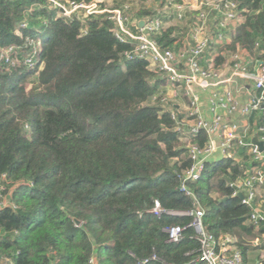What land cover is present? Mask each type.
<instances>
[{
  "label": "trees",
  "instance_id": "trees-1",
  "mask_svg": "<svg viewBox=\"0 0 264 264\" xmlns=\"http://www.w3.org/2000/svg\"><path fill=\"white\" fill-rule=\"evenodd\" d=\"M140 1L130 11L139 19L150 15L143 2L167 4ZM234 1L245 22L220 52L264 46V0ZM114 28L107 15L71 20L45 0H0V52L21 48L23 59L41 49L33 68L0 63V262L90 264L96 256L98 264H138L156 255L149 264H198L192 230L178 244L164 232L192 219L148 213L155 201L168 210L195 209L177 178L192 161L155 100L162 81L145 61L124 58L133 46L120 43ZM174 33L155 36L162 50L178 49L188 34ZM225 62L217 57L216 68ZM206 141L203 133L195 143ZM243 173L234 159L209 162L190 189L205 212V230L216 238L242 236L247 262L264 231L246 223L250 209L232 197L229 184Z\"/></svg>",
  "mask_w": 264,
  "mask_h": 264
},
{
  "label": "built area",
  "instance_id": "built-area-1",
  "mask_svg": "<svg viewBox=\"0 0 264 264\" xmlns=\"http://www.w3.org/2000/svg\"><path fill=\"white\" fill-rule=\"evenodd\" d=\"M45 1L52 9L58 10L61 18L86 21L92 16L107 15V19L115 24L113 33L116 39L133 46L124 58L145 61L147 69L162 81V92L155 100L158 99L161 108L170 113L175 122L174 131L192 161L191 168L177 174L179 191L192 198L195 206L192 211H174L163 208L159 201L154 202L148 213L156 218L192 219L187 227L166 228L168 243H180L190 229L199 243L195 263L244 264L243 253L238 246L244 238L240 235L216 238L209 234L202 222L205 212L190 185L201 179L206 163L223 159L241 163L243 175L229 184L233 190L232 197L242 196L241 204L250 209L246 223L264 231V150L261 151L254 143L257 141L264 145V46L260 42H256L253 48L238 45L236 52L229 54V62L220 68L215 64L220 55L206 60L210 49L232 42L235 32L245 22L246 11L240 10V4L234 0L203 3L193 19L187 41L178 49L162 50L155 40V36L165 30L164 16L160 13L140 20L131 14L129 5L111 11L103 9L101 4L106 0L88 4L69 0ZM175 8L177 19L184 20L185 8L182 5ZM36 47L23 59H20L21 48L11 47L0 52V63H10L14 67L13 56L16 55L20 65L23 63L33 68L38 64L41 50L40 44ZM247 53H251L250 57ZM201 92H209L208 114L203 110ZM242 97L246 98L245 102ZM237 116L242 121H237ZM203 133L207 137L205 144L195 143ZM251 244L261 248L264 232ZM157 260L158 257L152 255L138 261V264ZM263 260L262 257L255 264H264ZM1 262L12 264L7 258ZM90 264H98L96 256L90 258Z\"/></svg>",
  "mask_w": 264,
  "mask_h": 264
},
{
  "label": "crops",
  "instance_id": "crops-1",
  "mask_svg": "<svg viewBox=\"0 0 264 264\" xmlns=\"http://www.w3.org/2000/svg\"><path fill=\"white\" fill-rule=\"evenodd\" d=\"M117 1V0H114ZM213 0H167L166 5H160L159 3H154L152 1L143 2V5H145V9L150 13V15H153L155 13H160L164 16V31H168L171 28L175 29V33L173 36H175L177 39L181 37V35L189 33L191 29V25L193 22L194 17L198 13V11L202 8L201 5L203 3H208ZM182 5L185 8V19L182 21H179L175 15L176 13V6ZM140 6V5H139ZM134 16V15H133ZM141 20V19H140ZM188 36V34H187ZM187 36L184 38V40L181 41V44L183 42L187 41ZM221 46L213 47L209 53H207L206 60L212 58L214 55L218 56L221 55L222 57L226 58V62H229V53L226 52H220ZM251 53H247V56L250 57ZM225 62V63H226ZM157 79V78H156ZM243 102L246 101V98L241 99ZM201 101L203 110L206 114H208L209 109V92L207 93H201ZM259 116V115H258ZM237 121H242V118L240 116L235 117ZM264 194V192H263ZM255 251H252L249 253L248 261L244 264H255L258 260V258L264 257V245L261 248H255Z\"/></svg>",
  "mask_w": 264,
  "mask_h": 264
},
{
  "label": "rangeland",
  "instance_id": "rangeland-1",
  "mask_svg": "<svg viewBox=\"0 0 264 264\" xmlns=\"http://www.w3.org/2000/svg\"><path fill=\"white\" fill-rule=\"evenodd\" d=\"M213 1H217V0H213ZM119 2H120V0H119ZM129 6H131V8L133 9V8H135V7H137V6H139V5H141V3H142V1H140V0H127V1H125ZM119 3L117 2V1H114V0H107L105 3H103V4H101V6H102V8L103 9H106V10H109V11H111L112 9H116V7L115 6H117ZM120 5V4H119ZM35 50H37V47L35 48ZM17 56L15 55V56H13V61H14V64H16V67H19V66H22V65H20L19 64V60H18V58H16ZM25 56L23 55V58H24ZM23 64V63H22ZM25 65V64H24ZM199 92H200V90H198ZM201 93H204V92H201ZM0 264H3L2 262L0 263Z\"/></svg>",
  "mask_w": 264,
  "mask_h": 264
},
{
  "label": "water",
  "instance_id": "water-1",
  "mask_svg": "<svg viewBox=\"0 0 264 264\" xmlns=\"http://www.w3.org/2000/svg\"><path fill=\"white\" fill-rule=\"evenodd\" d=\"M141 24L143 25V22ZM254 143L260 147L261 151L264 150V145L262 143H258L257 141H254ZM240 199H242V196H240ZM77 224H79V223L77 222Z\"/></svg>",
  "mask_w": 264,
  "mask_h": 264
}]
</instances>
